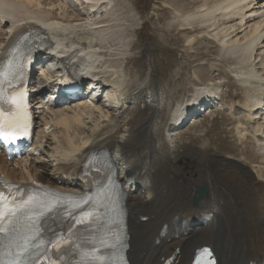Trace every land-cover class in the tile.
<instances>
[{"label":"bare ground","instance_id":"obj_1","mask_svg":"<svg viewBox=\"0 0 264 264\" xmlns=\"http://www.w3.org/2000/svg\"><path fill=\"white\" fill-rule=\"evenodd\" d=\"M68 1L78 6L81 4L85 8L82 12L85 17L75 11L66 16ZM88 1L93 2L91 8L85 7L84 0H0V56L20 35L32 28H39L57 44L63 45L66 51L74 54L73 59L78 62L82 72L95 70L96 76L106 83H112L114 78L121 79L125 71L122 70L123 74H120L114 68H108L109 62L98 47L97 40L83 39L86 34L105 32L107 26L102 24L105 21L100 20L99 14L103 15L101 10H106L107 15H110L113 0ZM197 14L206 21L230 16L233 22L238 21L240 25L233 37H230V29L227 28L226 35L216 31L215 36L222 43V58L238 62V73L234 66L232 71L237 75L236 84L245 93L233 94L231 103L225 106V111L234 123L228 132L244 146L250 157L254 152L257 163L254 160L247 162L232 153L210 156L207 165L199 171L198 178L189 188L183 186L179 178L173 186V197L163 191L159 193L155 180L156 164L171 152L177 131L187 123L171 130V118L166 123L164 137L151 144L152 138L159 137L157 131L160 119L150 122L146 142L151 144V148L147 149L140 141L138 144L133 143L136 142L135 103L141 102L146 110H149V106L170 111L174 109V118L177 112L188 109L193 102L190 100L182 106H176L174 99L165 101L162 92L152 86L153 83L149 89H143L137 83L139 71H135V76L139 77L130 91L128 88L132 82L126 88L122 80L117 84L120 87L113 83V87L108 86L106 90L110 96L105 103H100L102 94L95 100H85V97L47 104L39 121L52 124L57 129L45 136L46 148L41 156L27 155L24 151L21 157L9 161L4 153H0V173L16 182L44 180L61 190L73 191L82 187L77 176L89 153L102 147L111 148L128 190L126 208L131 233L130 257L134 264H159L155 262L157 255L169 256L171 247L176 243L183 246L178 264H189L194 250L207 242L215 248L220 264H250L252 261L264 260V108L255 107L264 102V92L255 91L248 95L250 91L256 90V84L263 87L264 83V72H260L264 64V0H228L222 7L216 3L214 7L205 8ZM197 14L185 20L189 21ZM230 25L231 29L235 28V24ZM213 26L217 27L216 23ZM44 56L48 62V53ZM49 62L55 63V58L52 57ZM51 68L54 72L59 71L56 65ZM44 71L48 75L46 69ZM149 73L153 82L152 70ZM195 80V83H200L196 75ZM48 82L44 81L46 86ZM212 83L196 84V102L203 96L207 101L212 100L216 94L220 98L219 103L223 101V87ZM54 95L55 92H50V97ZM36 96L42 97L43 93L37 92ZM41 132L42 129H39L38 134ZM133 174L137 175L136 178L132 177ZM144 177L151 180L147 187L139 183ZM160 186L169 190L170 183L163 180ZM194 186L206 189L205 195L196 202L193 201ZM211 206H215V219L204 226L200 221V213ZM145 210H149L151 218L142 222ZM174 219L179 221L177 229L172 225ZM164 224H169L167 237L172 240L171 245L161 240L160 246L164 247V251H161L156 243ZM176 234H179L178 240L174 238Z\"/></svg>","mask_w":264,"mask_h":264},{"label":"rangeland","instance_id":"obj_2","mask_svg":"<svg viewBox=\"0 0 264 264\" xmlns=\"http://www.w3.org/2000/svg\"><path fill=\"white\" fill-rule=\"evenodd\" d=\"M227 1L113 0L114 7L102 23L107 26L105 32L86 34L83 39L97 40L98 47L103 50L105 59L109 62L107 65L109 69L114 68L120 74H123L122 70L125 71L121 79H112L115 86H118L121 80L125 88L132 82L128 88L130 91L137 82L136 78L139 77L135 76V71L137 73L139 71L140 77L137 83L140 87L149 89L153 83L152 86L162 92L165 101L174 99L176 106H182L194 98L196 84L213 82L212 84H220L223 87V104L228 105L233 94L245 93L236 84L237 75L232 71L234 66L238 73L239 70L236 68L238 62L222 58V43L215 33L220 31L225 34L227 29H230V37H233L239 31L237 29L240 25L238 21L233 22L230 16H220L218 20L212 18L206 21L197 14L205 8L214 7L216 3H220L222 7ZM74 11L85 17L82 13L85 8L81 4L78 6L68 1L65 15L69 16ZM195 14L197 15L191 20H185L186 17ZM214 23L217 27L213 26ZM230 23L235 24V28L231 29ZM214 28L217 30H213ZM261 66L263 69L260 72H264V64ZM151 70L153 82L149 73ZM195 75L198 76L200 83H195L197 82ZM262 85L263 87L261 84H256V90L250 91L248 95H252L251 92L255 91L264 92V83ZM241 87L247 91L244 86ZM105 101L104 97H101L100 103ZM171 111L165 108L156 109L153 106H149V110H146L141 102L138 103L134 115L136 142L133 143L138 144L140 141L145 148H151V144L164 137L166 123L172 118L174 109ZM158 118L160 119L157 131L159 137L152 138L149 145L146 142L149 123ZM230 125L234 123L226 112L212 109L199 117L192 118L183 129L178 131L174 138V148L165 159H160L156 164L155 180L158 192H162L160 185L163 180L169 181L170 188L167 189V193L172 197L175 194L173 186L179 178L183 186L189 188L198 178L199 171L207 165L210 156L232 153L247 162L254 160L257 163L254 152L250 157L244 146L227 132ZM87 126L89 129V122ZM196 190L197 187L194 186L193 201L199 196Z\"/></svg>","mask_w":264,"mask_h":264},{"label":"snow or ice","instance_id":"obj_3","mask_svg":"<svg viewBox=\"0 0 264 264\" xmlns=\"http://www.w3.org/2000/svg\"><path fill=\"white\" fill-rule=\"evenodd\" d=\"M13 105H16L17 109L20 108L22 100L17 98H12L10 101ZM19 125L10 121L7 117H5L2 113H0V138L5 141L12 142L17 139V129ZM27 134L26 132L24 133ZM35 202L34 198L29 197V199L25 202V207L31 205ZM21 207H10L8 202L6 201L3 194H0V225L4 223V221H8V223L12 222V218L16 217L17 213L20 212ZM7 229L0 227V232H6ZM54 248H59L60 245L54 244ZM26 250V246H25ZM8 264H20L19 260H13L8 262ZM50 264H55V261H50Z\"/></svg>","mask_w":264,"mask_h":264}]
</instances>
